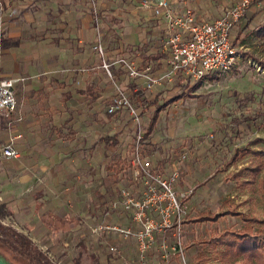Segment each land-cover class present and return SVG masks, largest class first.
<instances>
[{"label":"rangeland","instance_id":"374dc122","mask_svg":"<svg viewBox=\"0 0 264 264\" xmlns=\"http://www.w3.org/2000/svg\"><path fill=\"white\" fill-rule=\"evenodd\" d=\"M21 1V6L28 9L34 4V0ZM141 1L84 0V4L89 22L99 31L102 25L104 40L113 43L118 37L114 21L133 24L132 14L145 11L139 8ZM174 1H183V7L190 9L198 22L215 19L230 6L229 0ZM1 3L0 0V7ZM1 17L0 14V22ZM263 24L264 3L250 5L230 34L237 61L228 72L214 76L215 79L207 77L192 84L174 78L168 85L143 91V80L132 81L124 64L117 61L124 59L138 71L150 64L148 74L158 77L156 66L148 63V58L140 66L134 59L118 53L110 58L109 73L102 68L108 88L105 106L114 95L115 87L122 89L137 108L142 98L151 103L155 95L161 96L158 107L150 104L140 114L144 133L152 124L141 144L142 156L150 162L153 176L167 180L176 172L171 189L179 208L168 207L165 219L163 210L168 206L167 198L156 181L151 180V187L163 199L149 202L151 208L147 215L154 227L150 234L145 235L142 226L132 222L127 213L110 209L118 199L121 182L119 174L109 171L106 165L108 161L123 165L120 151L118 154L111 149L109 160H104L100 168L99 180L91 182L92 189L97 190V204L88 207L89 214L69 234L57 239L50 233L32 237L25 230L23 219L13 215L18 207H6L0 202L4 205L1 224L25 237L35 249L34 255L24 256L4 245L0 238V255L11 264H76L78 253L83 249L88 264H254L235 255V248L229 249L227 241L235 240L229 235L231 232L264 235V37L258 35ZM162 33L161 44L166 37L165 30ZM141 34L147 36L144 30ZM16 119V112L9 117L0 116V133L4 127L14 126ZM113 119L123 124L126 133L120 148L129 150L133 141L131 122L124 112L114 114ZM105 129L112 134L113 128ZM255 168L257 171L253 172ZM26 173L32 178L31 184L42 187L39 198L51 194V186L43 185L44 174ZM126 176L125 183L135 200L150 198L143 178L133 182ZM97 195L91 198L94 200ZM26 211V221L34 218L32 211ZM230 211L239 216L226 214ZM199 214L220 216L214 222H199ZM250 219L254 222H249ZM61 224L66 229L73 226L69 218ZM120 230L129 233L123 234ZM54 243L60 245L56 253L49 249Z\"/></svg>","mask_w":264,"mask_h":264},{"label":"crops","instance_id":"0c3cea01","mask_svg":"<svg viewBox=\"0 0 264 264\" xmlns=\"http://www.w3.org/2000/svg\"><path fill=\"white\" fill-rule=\"evenodd\" d=\"M1 2L0 74L22 80L15 86V125L0 133V144L10 136H20L14 141L20 158L0 162V202L18 207L13 215L23 219L32 237L50 233L57 239L71 233L89 214L88 207L97 204V190L91 182L99 180L106 160L101 138L121 130L120 143L107 149L109 158L111 149L119 154L126 135L123 124L106 113L108 88L101 59L92 46L100 36L109 63L118 53L138 65L148 58L159 76L167 67L168 55L159 37L164 22L147 11H136L133 24L114 21L118 37L110 43L103 38L104 27L99 26V31L89 22L84 0H34L31 9L22 7L21 0ZM173 4L176 10L183 7V1ZM108 127L113 128L112 134L105 132ZM28 171L44 174L43 185L51 186V194L39 198L42 187L31 184ZM26 210L34 214L29 221L24 218ZM65 218L73 224L69 229L61 224ZM59 247L49 245L53 253Z\"/></svg>","mask_w":264,"mask_h":264},{"label":"built area","instance_id":"2783aa9c","mask_svg":"<svg viewBox=\"0 0 264 264\" xmlns=\"http://www.w3.org/2000/svg\"><path fill=\"white\" fill-rule=\"evenodd\" d=\"M229 2L230 6L221 16L209 22H198L190 9L183 7L181 10H176L173 0H142L139 8L164 22L166 37L163 41V49L168 55L166 70L158 77H151L148 74V67L138 71L124 59H119L117 62L124 64L132 81L143 80L141 85L143 91H150L163 84L168 85L174 78L196 84L207 77L220 76L228 72L238 58L230 41L231 31L245 16L250 5L262 4L264 0H229ZM92 50L100 57L102 68L109 73L112 63H107L105 60L100 36L92 46ZM21 80L3 77L0 74V116L9 117L15 112L17 107L15 86ZM120 112H124L131 122L133 141L129 150L121 148L120 161L124 165L122 175L120 173L118 176L121 185L118 199L112 203L110 209H120L127 213L131 221L141 225L145 235H148L154 228L147 215V211L151 208L149 202L152 200L155 203L163 199L151 187V180L156 181L158 188L167 198L168 206L163 210L166 219L168 207L173 205L176 209L179 208L171 189L177 174L174 171L167 180L152 175L150 162L142 156L141 144L145 133L141 115L128 95L122 89L115 87L114 95L106 106V113L114 115ZM19 137V135L10 136L0 144V162L20 158L14 145V141ZM126 175H129V180L133 182H138L139 177L143 178L147 196L150 198L135 200L128 189V184L125 183ZM113 230L118 229L113 227ZM119 232L129 233L123 230Z\"/></svg>","mask_w":264,"mask_h":264},{"label":"trees","instance_id":"16d2710c","mask_svg":"<svg viewBox=\"0 0 264 264\" xmlns=\"http://www.w3.org/2000/svg\"><path fill=\"white\" fill-rule=\"evenodd\" d=\"M258 35L264 37V24L263 26H261L260 30L258 31ZM215 78L216 77H211L210 79H215ZM160 98L161 96L159 94L155 95L151 103H149L145 98H142V100L138 102L139 107L137 109L139 114H142L150 104H153L158 107L157 104ZM107 115L111 116L110 114ZM154 120L155 119L152 118L151 120L152 123ZM151 126L152 124L146 130L145 136H148L149 131L151 130ZM121 134H122L121 130H118L114 132L112 135H104L101 138L106 160H109L107 156V149L109 148V146H117L120 143ZM106 168L109 171H113L115 175L123 170V167L121 165L118 164L112 165L109 163V161L107 162ZM255 171H257V168L253 169V172ZM3 210H4V205L0 204V214ZM226 214H230L232 216L235 215L239 216L238 213L232 211ZM219 216L220 215L217 214L214 215L199 214L198 221L214 222L217 220ZM249 222H254V220L250 219ZM229 235L235 238L233 242L227 241V245L229 249L232 247L235 248V253H234L235 255H241L244 260H249L251 263L254 264H264V235H262V233L245 231V232H235V233L231 232L229 233ZM0 238L3 239L4 245L12 248L13 250L16 251L18 250L20 254L24 256L34 255L35 249L31 248L30 241H28L25 237H23L19 233H16L15 231L9 229L8 227L3 226L1 222H0ZM82 252L83 250L79 251L76 264H86L82 261V259L87 260Z\"/></svg>","mask_w":264,"mask_h":264},{"label":"water","instance_id":"95a60500","mask_svg":"<svg viewBox=\"0 0 264 264\" xmlns=\"http://www.w3.org/2000/svg\"><path fill=\"white\" fill-rule=\"evenodd\" d=\"M0 264H11L8 260H6L2 255H0Z\"/></svg>","mask_w":264,"mask_h":264}]
</instances>
